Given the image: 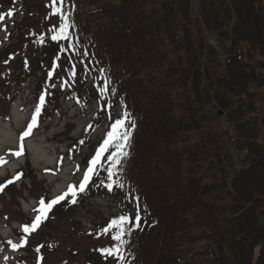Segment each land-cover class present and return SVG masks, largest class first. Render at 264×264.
<instances>
[{"label":"trees","instance_id":"16d2710c","mask_svg":"<svg viewBox=\"0 0 264 264\" xmlns=\"http://www.w3.org/2000/svg\"><path fill=\"white\" fill-rule=\"evenodd\" d=\"M4 1V11L23 12L14 17L13 35L0 46V101L32 76L35 95L50 93L39 117L42 123L68 91L96 103L82 133L68 141L72 149L88 144L79 157L82 174L115 119L127 111L126 125L135 122V128H128L123 171L114 177L123 188L109 191L101 185V179L107 183V172L101 169L75 204L55 205L35 231L24 233L22 228L34 219L33 211L21 219L20 233L27 238L21 253L34 255L28 263L47 264L63 236L57 233L58 222L80 221L75 209L104 195L120 207L101 216L95 228L103 238L85 245V264H118L98 251L118 243L112 240L116 230L104 234L101 229L112 218L137 212L139 227L124 237L129 242L120 264H185L182 250L197 244L206 248L208 264H264V113L257 106L258 98H264L258 90L264 75L244 53L251 58L258 50L264 53V0L258 5L256 0H198L204 27L220 42L231 38L235 43L234 52L223 47L224 59L200 29L195 33L193 0H65L62 10L71 13L70 36L59 41L51 40L50 29L58 30L61 23L51 0ZM258 64L264 66L262 60ZM73 70L75 78L69 75ZM105 77L109 90L102 95ZM221 110L235 130L231 138L237 158L221 141L225 131L216 124ZM112 151L114 145L102 163L107 165ZM27 160L15 172L27 170L33 180L37 172ZM82 174L69 184L78 185ZM13 176L3 175L0 183ZM18 184L16 180L5 187L0 199H17ZM54 196L38 194L36 203ZM63 240L67 243L65 236Z\"/></svg>","mask_w":264,"mask_h":264},{"label":"rangeland","instance_id":"374dc122","mask_svg":"<svg viewBox=\"0 0 264 264\" xmlns=\"http://www.w3.org/2000/svg\"><path fill=\"white\" fill-rule=\"evenodd\" d=\"M193 2V13H195L196 18L194 22L195 33L200 29L208 42L217 45V50L222 55L221 58L224 59L227 52L224 53L223 47L226 45L229 52H234L236 48L234 41L229 38L220 42L216 33L207 30L200 20L199 2L198 0H193ZM260 2L261 0L255 1L256 5ZM5 5L6 2L0 0V15L3 12L0 17V45L13 35V25L14 28L17 26L14 24L13 18L23 12L21 9H14L6 10L4 13L3 6ZM29 20L35 21V18L32 17ZM244 53L247 61L250 59L251 62L257 64V72L264 75V66L260 67V64H258L260 60L264 62V53L258 50L254 58L250 57L251 54H248V51ZM3 69L0 68V93H4L3 86H1V79L4 76ZM15 76H13V81H16ZM32 78V76L25 78L16 92L11 89L10 95L6 96L4 94L5 98L0 101V156H4L7 161V163L0 165V176L6 172L13 174L17 166L26 164L27 158L31 161V169L37 172L33 180L27 178V170H24V173L22 172L25 179L23 180L22 176L19 178L23 183L19 181L17 187L19 196L17 199L7 197L5 202L0 199V264H31L28 263V260H31L30 256L34 255L32 253L28 256L25 255L23 247L13 249L8 241L20 243L22 233H20L18 227L21 219L26 216L34 205L36 195L44 194L46 191L54 194L62 192L67 187L70 179L77 177L79 157L89 149L88 144H85L83 148L76 147L74 149L71 147L69 149L67 146H69V139L72 138L69 134L82 133L84 124L92 115L96 105L93 101L87 102L88 100H85L78 93L68 91L61 100L62 105L48 120L39 124L40 118L38 119V126L33 128L28 138H25L24 153L17 157L8 151L9 149L19 150L20 135L25 131L35 108L33 102L36 98L34 95L36 84ZM258 90L264 92V86ZM257 106L264 113V98H258ZM216 124L225 131L221 141L226 146L230 145L231 151L234 152L237 158L238 152L234 150L231 138L234 136L235 130H233V126L231 128L228 119H226L225 111L218 115ZM262 129L260 137L264 144V125ZM94 136L97 137L96 133H94ZM16 203L20 205L21 209H18ZM119 207L118 202L104 195L91 197L79 205L75 209L74 215L80 221L69 219L65 222H58L57 233L62 232L63 236L62 239L59 237L55 244L57 247L55 248L56 252H49L50 255L46 258L47 264H85L82 257L85 245L92 240H102L103 238V236H98L100 232L95 228L101 216L111 215L113 212H117ZM64 236L67 243L63 240ZM22 250H24L23 253H21ZM66 251L70 253L65 255ZM182 251V261L185 264H208L209 262L210 256L201 244L191 245Z\"/></svg>","mask_w":264,"mask_h":264},{"label":"snow or ice","instance_id":"6c2138e0","mask_svg":"<svg viewBox=\"0 0 264 264\" xmlns=\"http://www.w3.org/2000/svg\"><path fill=\"white\" fill-rule=\"evenodd\" d=\"M59 3V7L57 4ZM65 0H51V8L53 14H59L61 18V23L59 24L58 30L55 26L50 29L52 32L51 40L59 41L69 39L70 32L69 29L71 24L69 23V17L71 15L70 12L63 11ZM41 42H43V37H41ZM58 59V58H57ZM75 68V66H73ZM103 71V70H101ZM51 75V73L49 74ZM70 76L75 78V71H71L69 73ZM67 83L65 81L61 87ZM55 87V85H53ZM108 79L105 77V82L103 87L100 88V93L102 95L108 92ZM45 90L44 94H41L38 97V103L34 108L33 115L31 116L30 122L27 124V127L24 132L21 133L19 138V150L13 151L9 149L8 151L19 157L24 153L25 145L24 140L26 137H29L32 133L34 127L38 126V118L40 117L44 105L46 103V95ZM108 107H111V104H108ZM129 113L124 111L122 113L121 118L115 119L114 123L110 125V130L106 133V137L103 139V142L99 145V147L95 150V154L91 157L90 161L87 163V167L82 174V178L80 179L78 185L77 184H69L67 189L63 191L61 194L54 196L48 202H45V199L42 197L39 199L37 207L33 208L32 211L35 213L34 219L30 224H25L22 226L24 233H30L39 228L41 223L48 218V213L52 210V208L59 204L62 201H70L75 204L77 202V197L79 194L84 193L87 189V186L93 182V177H100V170L104 169L107 172V177L105 183V179L100 180V184L106 187L109 191H112L114 186L123 188L124 185L120 183L118 180L114 179L118 172H122V159L128 156L127 146L130 141L131 132L128 130L129 127L135 128V122L133 121L130 125H126V121L129 117ZM111 118V117H109ZM91 125H89V128ZM79 143L83 144L84 141L81 140ZM114 145L115 151H112L107 157V165L102 163V159L105 157V153L109 151V148ZM7 163L4 156H0V165ZM121 166V167H118ZM77 171H79V166H77ZM22 176V173H17L15 176L7 179L5 182L0 183V192H3L5 187L12 184L14 181L18 180ZM138 201V197L136 198ZM137 207H139L137 203ZM140 216L138 212L133 217L131 214L125 213L119 215L117 218H112L106 227L101 229V233L107 234L110 230L115 229L116 231L112 234V240L118 242L111 247H103L98 249L102 254H106L107 256H111L117 259L118 264L125 260L124 255V245H126L129 241L124 237L126 235H131V232L139 227ZM131 224V227L129 226ZM13 249H19L23 247L27 243V238L22 237L19 244L13 243L11 240L8 241ZM43 246H39L35 249L37 253L40 252V248ZM7 259V257H5ZM42 260V256L40 257Z\"/></svg>","mask_w":264,"mask_h":264}]
</instances>
